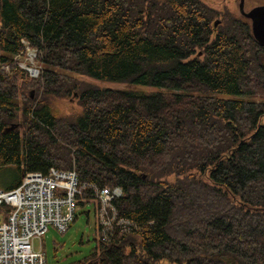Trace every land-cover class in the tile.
<instances>
[{
	"label": "trees",
	"instance_id": "trees-1",
	"mask_svg": "<svg viewBox=\"0 0 264 264\" xmlns=\"http://www.w3.org/2000/svg\"><path fill=\"white\" fill-rule=\"evenodd\" d=\"M21 39L43 67L0 73V169L18 174L3 191L74 170L122 188L115 206L137 226L74 264H264V47L250 22L202 0H0V64ZM68 97L82 110L59 118L50 103Z\"/></svg>",
	"mask_w": 264,
	"mask_h": 264
},
{
	"label": "built area",
	"instance_id": "built-area-1",
	"mask_svg": "<svg viewBox=\"0 0 264 264\" xmlns=\"http://www.w3.org/2000/svg\"><path fill=\"white\" fill-rule=\"evenodd\" d=\"M20 43L22 50L9 63L13 71L36 80L42 69L20 60L28 57L37 61V49L24 39ZM9 66L3 64L0 73H11ZM122 197V188L80 182L74 170L50 168L46 174L27 173L14 190H0V264H46L44 253L35 250L32 241L45 235L49 227L65 233L76 217L80 201L97 203L94 218L101 240L109 244L119 237L120 241L123 235L137 230L134 222L120 216L115 208Z\"/></svg>",
	"mask_w": 264,
	"mask_h": 264
},
{
	"label": "rangeland",
	"instance_id": "rangeland-1",
	"mask_svg": "<svg viewBox=\"0 0 264 264\" xmlns=\"http://www.w3.org/2000/svg\"><path fill=\"white\" fill-rule=\"evenodd\" d=\"M205 4L213 7L215 10H226L235 17H240L250 22L249 19L243 17L252 9L264 8V0H202ZM31 47V46H30ZM33 48V47H32ZM36 49V48H35ZM38 53V51H37ZM26 56V55H25ZM20 61L27 64L37 65L42 69L43 64L38 60H31L28 57ZM10 71L13 69L11 64ZM3 64H0V67ZM13 72L18 73L14 70ZM19 74V73H18ZM75 78H78L83 83L99 88V89H136L146 93L165 91L164 89L132 86L130 83H118L101 80H91L82 78L77 75L68 73ZM27 79V78H26ZM33 95V91H32ZM245 100L260 101L254 97H244ZM51 108L59 118H68L78 115L82 108L77 100L74 98H55L52 99ZM17 172L13 167H6L0 169V187L6 183H12L17 178ZM173 180V179H171ZM98 186V185H97ZM99 187V186H98ZM109 187V186H108ZM112 188V187H109ZM79 210L76 212L74 222L71 223L69 229L65 233H59L52 227L48 228L45 235L40 239L35 238L32 243L35 250L41 249L44 253L46 264H74L77 261L83 260L92 249L95 247V239L100 238L98 227L95 224L94 209L97 203L95 201L86 200L79 203ZM117 209V207L115 206ZM88 214V215H87ZM127 219V218H126ZM129 220V219H128ZM117 237L114 243H118ZM102 241V240H101ZM103 242V241H102ZM104 243V242H103ZM111 244V243H110Z\"/></svg>",
	"mask_w": 264,
	"mask_h": 264
},
{
	"label": "water",
	"instance_id": "water-1",
	"mask_svg": "<svg viewBox=\"0 0 264 264\" xmlns=\"http://www.w3.org/2000/svg\"><path fill=\"white\" fill-rule=\"evenodd\" d=\"M243 17L250 20L251 34L254 40L259 45L264 47V8L252 9L248 13L244 14ZM15 128H17V125H11L6 131L13 130Z\"/></svg>",
	"mask_w": 264,
	"mask_h": 264
},
{
	"label": "bare ground",
	"instance_id": "bare-ground-1",
	"mask_svg": "<svg viewBox=\"0 0 264 264\" xmlns=\"http://www.w3.org/2000/svg\"><path fill=\"white\" fill-rule=\"evenodd\" d=\"M27 173H29V172H26L24 175H26ZM24 175H23V176H24ZM23 176H22V177H23ZM80 182H82V181H80ZM130 233H133V232H129V233H127V234H130ZM127 234H125V235H127Z\"/></svg>",
	"mask_w": 264,
	"mask_h": 264
},
{
	"label": "crops",
	"instance_id": "crops-1",
	"mask_svg": "<svg viewBox=\"0 0 264 264\" xmlns=\"http://www.w3.org/2000/svg\"><path fill=\"white\" fill-rule=\"evenodd\" d=\"M0 189H1V190H4V189H6L5 185H4V186H2V187H0Z\"/></svg>",
	"mask_w": 264,
	"mask_h": 264
}]
</instances>
